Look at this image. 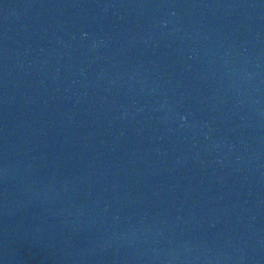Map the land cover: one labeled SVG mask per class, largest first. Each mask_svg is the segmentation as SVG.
Instances as JSON below:
<instances>
[{"label": "water", "instance_id": "obj_1", "mask_svg": "<svg viewBox=\"0 0 264 264\" xmlns=\"http://www.w3.org/2000/svg\"><path fill=\"white\" fill-rule=\"evenodd\" d=\"M0 264H264V0H0Z\"/></svg>", "mask_w": 264, "mask_h": 264}]
</instances>
